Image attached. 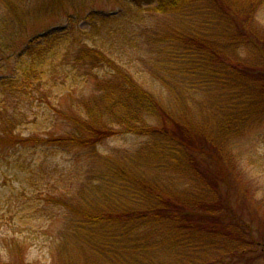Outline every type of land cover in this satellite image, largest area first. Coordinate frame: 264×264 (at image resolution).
I'll list each match as a JSON object with an SVG mask.
<instances>
[{
	"label": "trees",
	"instance_id": "16d2710c",
	"mask_svg": "<svg viewBox=\"0 0 264 264\" xmlns=\"http://www.w3.org/2000/svg\"><path fill=\"white\" fill-rule=\"evenodd\" d=\"M13 1L0 0V52L7 53L0 60V157L19 165L26 186L21 211L24 218L34 211L29 221L38 222L40 240L7 234L0 264H33L26 255L41 238L49 264H242L247 255L262 261L264 244L231 209L229 169L236 160L225 140L264 117V35L253 28L264 0H108L119 6L115 14L87 9L78 20L66 14L63 28L42 35L30 33L29 11ZM193 7L208 30L210 23L223 24L226 37L219 43L216 33L162 39L152 70L177 96L180 78L183 89L191 76L211 88L210 103L193 105L208 116L199 126L177 115L178 108L164 107L114 57L133 40L131 23L140 12L173 16ZM240 50L248 59L236 55ZM177 67L181 76L172 78ZM194 89L189 85L186 93ZM217 102L227 108L212 113ZM58 126L64 129L53 133ZM118 137L145 142L139 152L102 158L99 146ZM84 153L90 165L80 160ZM58 155L72 161L63 164ZM185 184L188 192L180 190ZM26 189L37 193L36 201L25 197ZM51 227L55 237L47 235ZM225 228L231 237H224ZM112 238L119 244L111 247ZM98 245L111 249L109 262L102 263ZM215 252L224 255L215 260Z\"/></svg>",
	"mask_w": 264,
	"mask_h": 264
},
{
	"label": "rangeland",
	"instance_id": "374dc122",
	"mask_svg": "<svg viewBox=\"0 0 264 264\" xmlns=\"http://www.w3.org/2000/svg\"><path fill=\"white\" fill-rule=\"evenodd\" d=\"M18 1L20 0L13 1L15 8L19 9V11L24 10V13L26 10L29 11L31 18V26H28L29 31L30 33L38 35L52 33L63 28L66 23V14L78 20L84 16L87 9L102 11L106 15L115 14L116 10H119V6L113 4V2L109 3L108 0H74L72 3L62 0L64 2V7L55 4L51 0H30V2L27 0L28 2L26 1V4L18 3ZM120 1L121 0H118V5L120 4ZM51 6L53 8L57 7L61 11L56 9L52 11V8H50ZM1 11L4 12L3 14L8 18L7 6L1 5ZM42 12L43 15L39 16ZM197 12L201 14L200 10L196 11V7H193L192 12L187 10L179 15L173 16H160L153 13L151 14V12H140L138 14L137 23H131V29L135 32L133 40L128 45L121 47V49L114 55L119 64H124L129 68L130 74L136 78V81L139 82L141 86L152 93L155 98L163 102L164 107L173 111L178 108L176 114L187 115L189 120L194 122V126H199L198 124L208 121L206 111H203V109L196 110L193 108V105H197L204 101L210 103L213 95L211 88L209 90L208 87H205L204 85V87H202V82L198 83V81L191 76L190 78L183 80V86H186L187 83L195 89L193 92L186 93V89L189 85L184 88L185 90L181 88L182 78H180L179 85L182 96H177L173 93L171 94V92H169L164 86L159 85L155 76L156 73L152 69L154 68L153 64L160 61V59L157 60L155 56V44L162 39H172L180 33H194L202 36L213 35L216 33V41L219 43L226 37L223 24L217 22L210 23V26H213L214 31L210 28L208 30V27L204 25V21L200 22L198 20H201V17L203 20L204 16H198ZM204 12L211 14V10L209 9H206ZM35 17L38 20H35ZM80 26L83 28V24H80ZM253 28L255 29V34L257 36L261 35V37H263L264 12L262 10H258L255 13L253 18ZM14 43L16 46H21L19 41H14ZM250 49L252 48L250 47ZM2 53L3 52H0V60H3L7 54ZM236 55L240 56V59H248L247 54H244L241 50L238 51ZM254 57L256 56L254 55ZM158 67L160 68V66ZM161 69L166 71V73L162 72L165 78H167L168 75H171L170 71L172 69L169 70L164 66L161 67ZM180 74L181 68L177 67L176 73L172 78L174 76H181ZM66 105L67 104H64V107H66ZM213 106L212 113L216 111V106L218 107V110L221 108H227L226 104L221 106V102H217ZM34 111H36V109H34ZM40 124L42 125H39L36 129H40L44 126L42 122H40ZM61 129H64V126L56 127L53 133L60 132ZM29 130H31L30 126L26 129H22V135H27ZM43 131L44 130H41L40 133L42 134ZM225 141V143L230 146L229 150H231V153L233 154V156H231L236 160L235 163L231 164L229 169L232 175L231 180H229V182L232 181L229 195V201L232 204L231 209H233L238 220L240 218V220L243 221L244 225L251 233V237L264 244V117L255 121V123H246L239 129L237 134H232ZM143 142H145L144 139L118 137L113 141H107L101 144L99 146L98 154L103 156L102 158H110L112 155H116L117 158L119 156H124L128 152L136 153L139 152L140 148L143 146ZM71 157L75 159V153ZM71 157L58 155L59 161L63 164L72 161ZM80 160L85 161L88 165H90L92 161L86 153L81 156ZM6 163L7 162L0 157V256L4 254V257L6 254L4 242L7 241V234H9V237H11V235L26 237L27 241L30 243L40 240V237H37L36 233L39 231L38 222L36 220L29 221L34 214V211H28L29 214L26 217L27 219L24 218L23 211H21L22 207L20 203L22 201V195L24 194V192L22 193V188L26 186L25 182L20 177L21 173L19 165L17 162H12L10 165H7ZM77 164L85 167L84 163ZM175 179L179 182L178 174L175 175ZM234 181L235 183H233ZM194 187L195 190H197V187L200 188L198 185H195ZM180 190L182 192H188L191 190V187L188 184H185ZM222 192H225V190L223 189ZM16 195H19L18 201L13 200ZM11 196L13 199L10 202H6ZM25 197L29 199V201H36L37 193L31 194V191L26 189ZM233 226L234 225H231V227ZM55 229L51 227L46 230L47 235L55 237ZM242 231H244L242 237H250L246 232V229H242ZM228 233L233 235L225 228L223 231L224 237H231L227 236ZM133 237H139V235L134 233ZM181 237L188 236H185L184 233ZM41 241L38 242L37 246H32L28 249L26 255L28 263L48 264V256L44 250L45 245H43ZM117 244H119L118 240L112 238L110 242L111 247H114ZM85 246H92L94 249L95 244L87 243ZM98 247L102 248V263L107 260L109 262L111 258L114 257V255L111 256L109 253L111 249H106L101 245H98L97 248ZM223 255L224 254L215 252L214 259L216 260ZM193 257L195 258V253L191 255V258ZM255 259H257V255H247L241 260L242 264H246L247 262H250L249 264H264V258L262 261H257Z\"/></svg>",
	"mask_w": 264,
	"mask_h": 264
}]
</instances>
